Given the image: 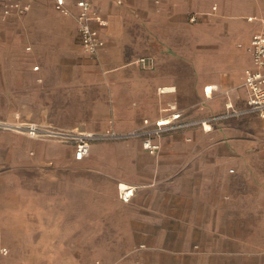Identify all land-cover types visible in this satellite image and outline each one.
<instances>
[{
    "label": "crops",
    "instance_id": "obj_1",
    "mask_svg": "<svg viewBox=\"0 0 264 264\" xmlns=\"http://www.w3.org/2000/svg\"><path fill=\"white\" fill-rule=\"evenodd\" d=\"M36 1L26 12L2 18L0 0V20L23 17ZM64 1L75 14L76 0ZM91 1L107 20L99 28L104 45L96 56L87 55L103 68L102 91L111 107L106 126L138 127L143 119L164 117L168 104L176 105L187 125L163 134L156 156L135 139L94 142L80 161L73 159L71 145L0 131V176L3 166L12 167L10 184L0 188V239L11 248L26 240V253H38L50 238L127 240L123 251L110 254L132 257H117L115 264H264V188L251 187L242 197L241 147L247 144L229 136L227 127V121L248 115L217 118L228 111L227 102L235 110L246 107L249 52L241 74L242 60L211 64L225 56L235 59L234 52L205 56L182 49L190 41L188 21L212 0ZM216 1L232 14L231 0ZM79 48L84 53L80 41ZM17 61L0 51L2 66ZM24 71L28 78L29 68ZM31 71H40V65ZM0 115L34 121L18 111ZM209 119L204 129L200 122ZM18 167L27 171L26 178ZM119 183L134 187L128 201L119 197ZM258 192L260 197H253Z\"/></svg>",
    "mask_w": 264,
    "mask_h": 264
},
{
    "label": "rangeland",
    "instance_id": "obj_2",
    "mask_svg": "<svg viewBox=\"0 0 264 264\" xmlns=\"http://www.w3.org/2000/svg\"><path fill=\"white\" fill-rule=\"evenodd\" d=\"M229 3L232 14L212 0L202 14L195 16V21H188L190 41L182 49L188 54L205 56L234 52L235 59L225 56L211 64L234 65L242 60V74L249 64L246 51L249 37L264 19V0ZM203 28L212 30L203 31ZM0 51L18 59L13 64H0V114L7 116L18 111L34 121L65 128L81 125L98 131L115 129L106 126L111 107L102 91L103 68L80 51L73 18L57 13L49 0H37L23 17L0 20ZM171 52L168 48L167 53ZM34 64L40 65V71L33 74ZM24 67L30 70L28 78ZM236 90L240 93L239 85ZM227 127L229 136L247 144L241 147L246 169L239 188L244 198L250 193L249 188H264V120L250 114L227 121ZM247 154L251 155L248 160L244 159ZM2 171L0 188L4 190L10 184L12 167L3 166ZM16 171L21 178L27 177L24 167ZM251 193L255 192L251 189ZM255 195L259 198L261 193ZM27 244L24 240L22 246L11 248L0 239V248L8 250L0 251V264H115L117 257H132L110 254L123 251L128 246L127 240L50 238L45 239V246L38 253L36 249L34 253H26Z\"/></svg>",
    "mask_w": 264,
    "mask_h": 264
},
{
    "label": "built area",
    "instance_id": "obj_3",
    "mask_svg": "<svg viewBox=\"0 0 264 264\" xmlns=\"http://www.w3.org/2000/svg\"><path fill=\"white\" fill-rule=\"evenodd\" d=\"M33 0H1V16L6 18L11 15H20L26 12ZM63 15L74 17L77 33L82 51L89 56H96L99 49L104 45L100 37L99 28L107 26V20L93 7L91 0H76L77 12L72 14L65 5L64 0H52ZM122 0H117L121 3ZM215 7V6H214ZM96 24L98 27L94 26ZM247 51L251 56V66L244 70L243 86L246 91L247 103L242 110H235L231 102L225 107L228 111L217 118H232L243 115H257L264 118V19L261 21L259 31L253 33ZM140 61H144L141 59ZM37 69V66H34ZM159 92L167 91L159 88ZM211 91L209 86L204 89L205 95ZM168 112L164 117L149 120L143 119L142 124L129 130L108 129L102 131L86 130L80 126L71 128L59 127L50 123L22 120L0 119V131H8L23 134L37 140H50L71 145L72 157L76 161L83 160L88 156L90 146L94 142H116L139 140L142 148L150 155L156 156L160 149V138L166 132H170L187 123L180 122L181 112L175 104H168L165 109ZM217 118H212L216 120ZM210 120L200 122L204 129L209 128ZM233 172V169H230ZM134 187L118 184L119 197L128 201L133 194ZM2 253H7L6 248H1Z\"/></svg>",
    "mask_w": 264,
    "mask_h": 264
}]
</instances>
